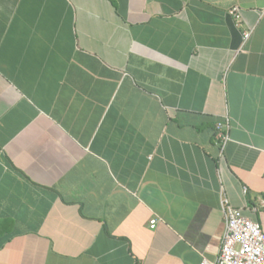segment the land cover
Instances as JSON below:
<instances>
[{
	"label": "crops",
	"instance_id": "obj_1",
	"mask_svg": "<svg viewBox=\"0 0 264 264\" xmlns=\"http://www.w3.org/2000/svg\"><path fill=\"white\" fill-rule=\"evenodd\" d=\"M223 200L264 231V0H0V264L214 262Z\"/></svg>",
	"mask_w": 264,
	"mask_h": 264
},
{
	"label": "built area",
	"instance_id": "obj_2",
	"mask_svg": "<svg viewBox=\"0 0 264 264\" xmlns=\"http://www.w3.org/2000/svg\"><path fill=\"white\" fill-rule=\"evenodd\" d=\"M231 13L237 20L240 19L236 9ZM249 36L250 33H245L244 41ZM223 130L224 125L218 124L216 139L221 147L228 141V136ZM260 207L264 210V200L260 201ZM222 211L225 231L219 255L214 262L203 260L200 264H264V231L260 225L245 217L241 210L231 207L226 200L222 201ZM156 222L152 220L150 227L154 228Z\"/></svg>",
	"mask_w": 264,
	"mask_h": 264
}]
</instances>
